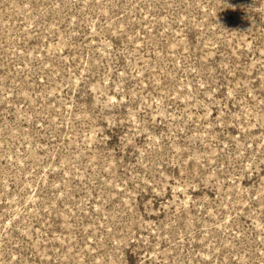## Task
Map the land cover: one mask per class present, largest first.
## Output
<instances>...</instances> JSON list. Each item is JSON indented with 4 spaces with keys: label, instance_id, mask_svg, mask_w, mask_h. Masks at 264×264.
Returning a JSON list of instances; mask_svg holds the SVG:
<instances>
[{
    "label": "rangeland",
    "instance_id": "374dc122",
    "mask_svg": "<svg viewBox=\"0 0 264 264\" xmlns=\"http://www.w3.org/2000/svg\"><path fill=\"white\" fill-rule=\"evenodd\" d=\"M0 264H264V0H0Z\"/></svg>",
    "mask_w": 264,
    "mask_h": 264
}]
</instances>
